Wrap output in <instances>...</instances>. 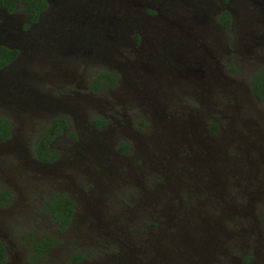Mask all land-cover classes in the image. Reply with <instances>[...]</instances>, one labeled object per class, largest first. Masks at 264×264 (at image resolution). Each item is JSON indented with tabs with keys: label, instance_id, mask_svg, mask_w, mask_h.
Masks as SVG:
<instances>
[{
	"label": "rangeland",
	"instance_id": "374dc122",
	"mask_svg": "<svg viewBox=\"0 0 264 264\" xmlns=\"http://www.w3.org/2000/svg\"><path fill=\"white\" fill-rule=\"evenodd\" d=\"M49 7L40 30L0 9V44L19 52L0 70L12 124L0 264H264V102L248 82L264 64V0ZM101 71L113 85L93 82ZM57 114L68 121L57 155L36 161L30 146ZM55 192L73 202L63 229L41 206Z\"/></svg>",
	"mask_w": 264,
	"mask_h": 264
},
{
	"label": "trees",
	"instance_id": "16d2710c",
	"mask_svg": "<svg viewBox=\"0 0 264 264\" xmlns=\"http://www.w3.org/2000/svg\"><path fill=\"white\" fill-rule=\"evenodd\" d=\"M225 1V0H222ZM44 0H0V7L7 12L12 11L18 7L25 15L26 27L29 23L34 22L37 18V13L40 9L45 7ZM217 22L223 27L228 28L230 22V14L227 10L222 9L216 16ZM15 48H8L0 45V68L7 64L16 55ZM231 70H233L231 68ZM93 82L102 83L104 86H111L114 84L115 77L108 71H101L93 78ZM249 86L254 97L264 102V64L258 66L249 74ZM102 119L96 121L101 124ZM68 128V121L63 114L51 116L45 123L38 136L30 146V155L39 162H51L57 155L55 150L50 149L51 141L61 135ZM12 124L9 117L0 113V142L7 140L11 135ZM9 193L5 189H0V206L7 203ZM42 208L49 214L57 229L65 228L71 218L73 211V202L71 198L64 192H55L43 198ZM264 219V217H263ZM51 237L40 238L33 240L30 243V256L37 258L41 253L47 251L52 242ZM75 257H80L77 255ZM4 258V251L2 243L0 242V261Z\"/></svg>",
	"mask_w": 264,
	"mask_h": 264
},
{
	"label": "flooded vegetation",
	"instance_id": "af4514ba",
	"mask_svg": "<svg viewBox=\"0 0 264 264\" xmlns=\"http://www.w3.org/2000/svg\"><path fill=\"white\" fill-rule=\"evenodd\" d=\"M45 1V3H46V5H45V7L43 8V9H40L39 11H38V13H37V18H36V20L34 21V22H31V23H29L28 25H27V27L28 26H32V25H39L40 24V28H38L39 30L42 28V26H41V14L44 12V11H46L48 8H50L49 6L51 5V0H44ZM0 9L2 10V11H5L4 9H2L1 7H0ZM222 9H225V8H222ZM221 9V10H222ZM14 10V9H13ZM221 10H219V12L221 11ZM226 10V9H225ZM218 12V13H219ZM22 14H23V16H24V22L26 21L25 20V15H24V13L23 12H21ZM146 14H148V13H146ZM230 14V13H229ZM147 16L149 17L150 15H146V17H144L145 19L147 18ZM61 20V19H60ZM49 21L51 22V24H52V18L51 19H49ZM230 21H231V19H230ZM140 25H142V23H140ZM229 25H230V22H229ZM0 45H4V44H0ZM4 46H6V47H8V48H13V47H9V46H7V45H4ZM16 49V48H15ZM17 50V49H16ZM18 51H17V53H16V55L14 56V58L13 59H11L7 64H5V65H3L1 68H0V70L2 69V68H4L5 66H7L8 64H10L12 61H14L15 60V58L18 56ZM6 141V140H5ZM3 142V141H2ZM50 146V145H49ZM51 149V148H50ZM53 150V149H52ZM34 159V158H33ZM37 161V160H36ZM53 161V160H52ZM51 161V162H52ZM44 163H47V162H44ZM48 163H50V162H48Z\"/></svg>",
	"mask_w": 264,
	"mask_h": 264
}]
</instances>
